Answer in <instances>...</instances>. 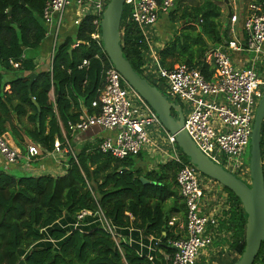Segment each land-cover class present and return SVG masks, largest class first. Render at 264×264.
Masks as SVG:
<instances>
[{"label": "trees", "instance_id": "obj_1", "mask_svg": "<svg viewBox=\"0 0 264 264\" xmlns=\"http://www.w3.org/2000/svg\"><path fill=\"white\" fill-rule=\"evenodd\" d=\"M183 1L177 0L175 10L161 15L167 16L170 23L181 24L159 51L161 65L168 70L178 65L197 68L210 80L214 70L205 63V56L209 50L231 41L226 30L231 19L226 17V22L222 23V9L212 0H202L197 6L181 5ZM47 2L0 0V135L10 133L22 151L27 148L24 136L47 152L55 150L57 140L66 148L72 139L69 124L78 122L82 115L79 100L88 115L100 113V108L92 107V103L103 84V67L110 65L106 53L92 40L95 18L88 16L83 18L74 36L58 43L52 73L40 72L34 60L46 41L42 14ZM249 2V5L264 7V0ZM131 13V7H124L123 53L139 75L166 95L144 73L141 35L137 27L128 22ZM48 39L52 46V38ZM97 54L101 59L96 58ZM23 55L26 59L20 69L8 64L9 59L21 61ZM84 60L90 62L89 67L79 69ZM5 71L28 75L6 80ZM8 85L10 89L6 91ZM52 88L56 92L55 103L49 99ZM173 115L177 118L175 112ZM98 146L86 144L74 149L71 145L74 154L66 153V173L58 177H17L0 170V264H148L145 257L123 242L119 250L97 222L81 230L59 226L61 221L71 224L82 211L93 214L102 211L108 221L120 229L135 227L146 235L162 238L158 249L172 254L168 239L175 236L168 223L176 213L186 216V205L176 182L179 166L169 161L152 171H143L136 168L135 162L143 153L118 160L103 154ZM177 149L190 164L178 146ZM236 176L250 184L246 176ZM201 178L210 180L202 174ZM219 198L223 201L213 244L227 250L208 263L235 264L246 246L247 215L241 200L229 189L222 186ZM43 230L46 233H42ZM202 256L204 253L200 258ZM205 260L203 257L196 264H206ZM259 263L264 264V242L254 262Z\"/></svg>", "mask_w": 264, "mask_h": 264}, {"label": "built area", "instance_id": "obj_2", "mask_svg": "<svg viewBox=\"0 0 264 264\" xmlns=\"http://www.w3.org/2000/svg\"><path fill=\"white\" fill-rule=\"evenodd\" d=\"M110 1L48 0L42 20L46 26L47 37L53 40L49 69L51 73L65 13L70 7L80 8L83 18H95L96 31L92 34V40L105 52L101 40V23ZM176 2L177 0H125V7L132 8L128 22L135 25L141 35L140 44L145 55L144 73L154 80L168 97L181 102L180 106L185 115L184 129L198 149L230 173H240L249 178V164H246L244 157L250 147L256 109L264 95V78L258 75L254 67L237 68L229 52L253 54L255 61L264 57V7L257 4L248 6L247 15L243 20V39L227 42L224 46L207 52L205 63L214 70L212 78L208 80L197 68L178 65L173 70H168L161 65L156 49L155 28L160 16L169 13ZM76 14L78 15L77 12ZM77 15L73 22L75 26H79L83 19ZM230 19L234 28L239 16L231 13ZM78 45L79 43L76 47ZM96 58L101 59L99 54ZM24 60L25 55L21 61L9 59L8 64L18 70ZM89 65L90 62L84 60L79 69L88 68ZM103 69V84L92 103V107L100 108V113L94 116L86 114L78 122L70 123L69 130L72 134L85 133L98 126L110 132L113 135L103 138L98 147L103 154H109L118 160L138 156L149 145L157 148L158 144L161 146L157 138H166L170 152L160 147L158 149L163 150L162 153H165L169 161L179 166L176 182L186 205V236L169 241L173 252L166 264H196L215 239L213 232L218 225L219 214L216 207L221 198L215 189L205 187L199 171L183 160L177 149L175 136L165 129L150 105L129 86L111 62ZM54 152L74 154L69 142L67 147L63 148L58 140ZM45 154L48 155L49 152L37 145L28 147L29 160ZM0 157L9 166H14L21 160L22 153L0 135ZM261 163L264 171L263 126ZM130 218L133 219L132 216ZM88 220L90 222H87ZM92 222L99 223L121 250L119 228L108 221L102 211L97 214L82 211L69 227L81 230ZM170 225L174 224L171 222ZM145 258L148 264H160L154 254Z\"/></svg>", "mask_w": 264, "mask_h": 264}, {"label": "water", "instance_id": "obj_3", "mask_svg": "<svg viewBox=\"0 0 264 264\" xmlns=\"http://www.w3.org/2000/svg\"><path fill=\"white\" fill-rule=\"evenodd\" d=\"M124 7L125 0H111L103 13L101 40L106 55L129 86L138 92L158 115L165 129L175 136L177 146L190 160V164L200 174L229 189L241 200L247 215L246 246L235 264H254L264 242V171L261 163L264 95L258 103L252 128L249 184L213 162L198 149L184 129L185 115L181 106L172 102L167 95H164L146 78L139 75L125 57L122 49L121 31ZM72 51L73 49L69 51L70 55ZM34 78L35 74L31 75L29 88L32 87ZM30 97L32 96L30 95ZM173 112L177 114V118ZM37 122H40V113Z\"/></svg>", "mask_w": 264, "mask_h": 264}, {"label": "crops", "instance_id": "obj_4", "mask_svg": "<svg viewBox=\"0 0 264 264\" xmlns=\"http://www.w3.org/2000/svg\"><path fill=\"white\" fill-rule=\"evenodd\" d=\"M230 3H232V2L230 1ZM177 6L178 5L176 3L175 7L172 10H175L177 8ZM227 7H228L227 18L229 20H230V16H231L230 14L231 13L232 14L235 13L239 16V21L236 23L234 28L232 27L231 20L230 21L228 20L229 22L226 25V30L228 31V35L231 37L230 40L231 41L241 40V39H243V36H244L243 19L247 15L248 8L245 9L246 10L245 12H244V9L242 8L240 10V12L238 13L237 8L234 7L232 4H229V6H227ZM80 11H81L80 8L75 9L74 7H70L67 9V11L65 13V19H64L63 27L61 29V36L59 37V42L65 40L66 38L74 36V34L76 32V28L79 27V26H75L73 24L75 17L77 15L76 12L78 13V15H77L78 17L83 18V16L80 14ZM166 17L167 16H160L158 24L155 28L156 29V38H155L156 39V46L160 47V49L163 48L164 45L171 39V37H169V33H167V30H170V32H172L173 30H177L176 26L174 24H168L169 21L166 20ZM45 38H46L45 39L46 41L41 46V48L37 54V57L34 60V63L40 72H48L50 69V53H51L50 50L52 49V46H51L50 39H48V37H47V32H46ZM158 38L160 41H157ZM158 44H159V46H158ZM224 49L226 51H228L227 48H224ZM229 53L231 55L233 63L236 65L237 68L247 69V68L254 67L256 65L257 67L262 68L260 70H262L264 72V57L262 59L260 58V61H259V59L255 61L253 54H250L247 52H229ZM25 59H26V56H25ZM11 72H15V71H5L4 73L9 74ZM20 74L21 73L18 72V75H19L18 77H26L28 75L26 73H22L21 75ZM6 80H8V79H6ZM9 89H10V86L8 85L5 90L8 91ZM49 99L52 103L56 102V92L54 91L53 88L49 92ZM169 99H171V98H169ZM79 102H80V106L82 107L81 108L82 109L81 117L85 116L86 114L88 115V112L85 109V107L83 106L82 101L79 100ZM63 133H64L63 135L65 136L64 130H63ZM80 133L77 132V133L72 134V136H71L72 139L70 141V144L72 145V147H74L76 149H78V148H80L86 144H90L93 146L99 145V143L103 140V138H105L111 134L110 132H107L103 129H97V128L91 129L87 133H84L83 135L82 134L79 135ZM111 135H113V134H111ZM3 136L8 140V142L11 145H13L14 147H16L17 149H19L21 151L22 158L17 165L9 166L4 161V159L2 157H0V170L1 171L5 172L7 174L12 173L11 175H15L17 177L31 176V177H35V178L43 177V176L58 177V176H62L66 173L64 167H65V161H66L67 154H65V153L57 154L54 151H52V152H49L48 155L45 154L43 156H39V157H36V158L29 160L28 159L29 158L28 147L30 145H37V144L32 142L26 136H24V145L27 148L25 149V151H22L16 145V143L13 140L10 133H6ZM37 146L39 148H41L39 145H37ZM153 148L155 150H157V152H158V148H156V147H153ZM147 152L151 154L150 159L145 158V154H147ZM141 153H143V157L137 158L135 160V162H136V168L142 169L143 171H144V169L142 168L141 165L139 166V164H141L144 161L148 162V161H152L154 159L158 160L154 167L149 166V168L145 169V171L146 170L152 171L155 169V167L157 165L165 164V163L169 162V159L166 158L165 153H161L160 156L157 155V156L153 157L154 150L153 151L151 149L148 150L147 146L143 149V151ZM204 184H205V187H210L212 189H215L219 195L222 194V186L220 184H218L217 182L206 179V180H204ZM222 201H223V199L221 198L218 202V206L216 207L218 212H220ZM127 215L129 216V218H130V216H132L129 213H127ZM133 219H134V217H133ZM61 222H63V221H61ZM61 222L59 223L60 224L59 226L63 227V225H61ZM87 222H90V220H88ZM171 222L174 225L171 226L170 225ZM89 224L92 225L95 223L92 222ZM67 225H69V224H67ZM168 225L171 229V232L175 236V238H172V239H177V238H181L183 236H186V216L182 212L176 213L172 217V219L169 221ZM215 230H214V232H215ZM118 232L120 235V241H122L124 244H127L128 246L134 248L137 251L138 255H140L141 257H147L149 254H154L157 261L160 264H166V262L168 261V257L171 254L167 253V251L164 249H158V247L163 242L162 238H156L153 236L146 235L144 233V231L137 229L135 227H130L127 229H120L119 228ZM42 233H46V230H43ZM172 239H170V238L168 239V245H169V241ZM156 243H157V245H156ZM153 246L155 248H153ZM219 250H220L219 252H224L227 250V248L226 247H224L222 249L219 248ZM157 255H159L158 258H157ZM259 264H263V263H259Z\"/></svg>", "mask_w": 264, "mask_h": 264}, {"label": "rangeland", "instance_id": "obj_5", "mask_svg": "<svg viewBox=\"0 0 264 264\" xmlns=\"http://www.w3.org/2000/svg\"><path fill=\"white\" fill-rule=\"evenodd\" d=\"M214 3H216V4H218L220 7H221V9H222V17H221V21H222V23H225L226 22V17H227V15H228V7L227 6H229V4H232L234 7H236L237 8V12L239 13L240 12V10L243 8L244 9V12L246 11L245 9H247L248 8V6H249V0H212ZM230 1L232 2V3H230ZM202 2V0H185V1H183L182 3H181V5H188V6H197L199 3H201ZM166 20H167V17H166ZM168 22V21H167ZM168 24H174V23H168ZM180 25V27H181V24L180 23H177V24H174L175 26H176V29H178V27H179V25ZM176 30H173L172 32H170V30H167V33H169V37H173V33L175 32ZM157 41H160L159 40V38H158V40ZM158 46H159V44H158ZM156 49H157V51H158V53H159V51L162 49H160V47H156ZM254 57V56H253ZM261 59L263 58V56L262 57H260ZM259 61H260V59H259ZM254 68H255V70H256V72L258 73V75L261 77V78H264V72L262 71V70H260V69H262V68H260V67H257L256 65L254 66ZM19 75H18V73L17 72H11V73H9V74H5V78L6 79H8V80H11V79H13V78H15V77H18ZM170 100H172V99H170ZM178 104H180V103H178ZM186 114V113H185ZM95 128H97V129H101L100 127H98V126H96V127H94L93 129H95ZM263 128H264V124H263ZM88 132V131H87ZM87 132H85V133H87ZM80 133V132H79ZM83 135L84 133H80L79 135ZM78 135V136H79ZM157 142H161V146H159L160 144H158L157 145V148H159L160 147V149H163V150H165V151H168V152H170V147L168 146V144H167V140H166V138L165 137H162V138H160V137H158L157 138ZM163 145V146H162ZM74 148V147H73ZM75 149V148H74ZM149 149H151L152 151L154 150V153H153V157H155V156H160V154L162 153V151L163 150H159L158 149V152H157V150H155L154 148H153V146H151V145H149L148 146V150ZM150 153H148L147 152V154H145V158H147V159H150L151 157H150ZM158 160H152V161H144V162H142L141 164H139V166L141 165L142 166V168L144 169V171H145V169H147V168H149V166L150 167H154L155 165H156V162H157ZM244 161L246 162V164H250V147H249V149L247 150V153H246V155H245V157H244ZM147 171V170H146ZM12 174V173H11ZM238 175L240 176H244L243 174H240V173H238ZM245 177V176H244ZM247 178V177H246ZM249 181V180H248ZM219 213V212H218ZM69 224V223H68ZM61 225H63V226H66L67 225V223L66 222H61ZM70 225V224H69ZM69 225H67L68 226V229H69ZM62 227V226H61ZM220 250H219V248H216L215 246H214V244H212V246L210 247V248H208L206 251H205V253H204V255L205 256H202L201 258H200V260L198 261V262H201V259H203V257H205L206 258V260L205 261H207V263L206 264H210V263H208V261L209 260H211L213 257H217L218 256V254H220V252H219ZM211 264H212V262H211Z\"/></svg>", "mask_w": 264, "mask_h": 264}, {"label": "clouds", "instance_id": "obj_6", "mask_svg": "<svg viewBox=\"0 0 264 264\" xmlns=\"http://www.w3.org/2000/svg\"><path fill=\"white\" fill-rule=\"evenodd\" d=\"M179 105V104H178Z\"/></svg>", "mask_w": 264, "mask_h": 264}]
</instances>
